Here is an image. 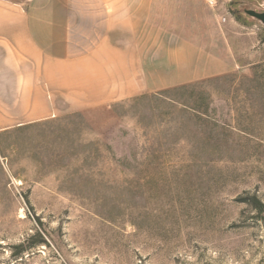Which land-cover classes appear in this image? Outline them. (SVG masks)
Segmentation results:
<instances>
[{
    "label": "rangeland",
    "instance_id": "rangeland-1",
    "mask_svg": "<svg viewBox=\"0 0 264 264\" xmlns=\"http://www.w3.org/2000/svg\"><path fill=\"white\" fill-rule=\"evenodd\" d=\"M215 2L224 73L0 131V264H264V0Z\"/></svg>",
    "mask_w": 264,
    "mask_h": 264
},
{
    "label": "crops",
    "instance_id": "crops-1",
    "mask_svg": "<svg viewBox=\"0 0 264 264\" xmlns=\"http://www.w3.org/2000/svg\"><path fill=\"white\" fill-rule=\"evenodd\" d=\"M215 22L206 0H0V131L224 73Z\"/></svg>",
    "mask_w": 264,
    "mask_h": 264
},
{
    "label": "water",
    "instance_id": "water-1",
    "mask_svg": "<svg viewBox=\"0 0 264 264\" xmlns=\"http://www.w3.org/2000/svg\"><path fill=\"white\" fill-rule=\"evenodd\" d=\"M244 13L247 16L259 21L264 26V12L260 13L257 11L246 10V11H244Z\"/></svg>",
    "mask_w": 264,
    "mask_h": 264
},
{
    "label": "built area",
    "instance_id": "built-area-1",
    "mask_svg": "<svg viewBox=\"0 0 264 264\" xmlns=\"http://www.w3.org/2000/svg\"><path fill=\"white\" fill-rule=\"evenodd\" d=\"M206 3L210 8H214L216 5L215 0H206ZM222 22H225V19H222Z\"/></svg>",
    "mask_w": 264,
    "mask_h": 264
},
{
    "label": "trees",
    "instance_id": "trees-1",
    "mask_svg": "<svg viewBox=\"0 0 264 264\" xmlns=\"http://www.w3.org/2000/svg\"><path fill=\"white\" fill-rule=\"evenodd\" d=\"M263 221H264V218H263Z\"/></svg>",
    "mask_w": 264,
    "mask_h": 264
}]
</instances>
